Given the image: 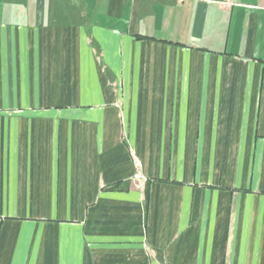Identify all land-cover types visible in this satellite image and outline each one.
Segmentation results:
<instances>
[{
    "label": "crops",
    "instance_id": "0c3cea01",
    "mask_svg": "<svg viewBox=\"0 0 264 264\" xmlns=\"http://www.w3.org/2000/svg\"><path fill=\"white\" fill-rule=\"evenodd\" d=\"M0 264H264V0H0Z\"/></svg>",
    "mask_w": 264,
    "mask_h": 264
},
{
    "label": "built area",
    "instance_id": "2783aa9c",
    "mask_svg": "<svg viewBox=\"0 0 264 264\" xmlns=\"http://www.w3.org/2000/svg\"><path fill=\"white\" fill-rule=\"evenodd\" d=\"M225 5L229 6V3L228 2H225ZM134 178L136 181L140 182L141 180H143V177L141 175V173L137 172L135 175H134ZM138 186V185H137Z\"/></svg>",
    "mask_w": 264,
    "mask_h": 264
}]
</instances>
